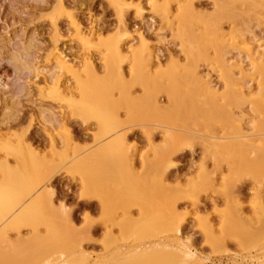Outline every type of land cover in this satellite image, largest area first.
Segmentation results:
<instances>
[{"label": "rangeland", "instance_id": "374dc122", "mask_svg": "<svg viewBox=\"0 0 264 264\" xmlns=\"http://www.w3.org/2000/svg\"><path fill=\"white\" fill-rule=\"evenodd\" d=\"M225 1L0 0V166L12 167L16 158L36 156L57 163L48 182L53 208L44 212L50 213L49 217L62 216L60 229L71 233V229H78L82 233L75 238L78 242L73 240L71 245L88 253L85 264H122L136 257H148L146 261L151 259L148 263L152 264H264V77H258L259 71L253 68L241 80L239 69L230 68L228 72L236 74L232 75V79L236 77L234 83L236 79L241 84L248 80L254 83L251 97L244 98L246 101L235 94L234 98L230 93L231 97L227 95L231 88L227 86V78L225 82L223 72L215 71L220 68L218 59L228 57L234 62L243 56V38L254 37L264 43V0ZM186 22L190 24L187 32ZM112 46L122 50L116 57L110 52ZM59 59L74 69L62 70ZM191 68L210 85L217 86L214 103L211 96L208 99L213 106H208L206 95L200 93ZM169 86L174 87L177 95L172 88L168 92ZM83 87L94 104L105 93L109 94L111 100L105 103L111 104L103 103L108 112L105 117L85 119L75 114L76 105L88 102L83 101L87 96L82 93ZM186 93L195 95L187 98ZM142 95L146 100L138 104ZM174 95L178 96L177 108ZM121 97L130 99L131 104ZM151 100H157L161 108L168 110L151 120L145 111L137 116L131 109V105L135 107L133 102L142 108L150 107ZM229 109L233 115H225ZM129 114L131 117L127 118ZM118 119L130 125L128 130L132 127L130 132L126 131L124 146L117 148V156L99 157L96 152L101 148L103 131L109 122ZM250 121L253 123L249 127ZM150 122L174 130L175 137L169 141L157 127L151 140H147L142 131ZM238 128L253 136V145L249 148L229 145L218 153L212 152L214 156L208 154L202 137L231 138ZM160 148L163 152L157 156ZM76 152L90 153L91 160L93 153L103 163L109 160L115 165H110L115 173H110L113 170L107 165L110 175L107 176L104 165L109 163H104V170L99 166L101 160L93 155L92 165L99 169L92 167L94 173L90 169L89 175L105 181L99 182L101 194H97L95 187L94 193L87 196L86 185L91 184L87 179L93 182V178L88 175L90 179H83L86 174L74 162L63 161L66 154ZM39 166L40 163L24 162L21 172L31 176ZM132 183L141 192L123 200L126 214L120 208L115 218L100 212L102 199L111 202L115 195L134 188ZM140 210H144L142 214ZM128 216L143 219L145 230L130 226L124 231L114 226V220ZM42 224H38L37 232L31 226L9 232L12 241L26 239L28 245L35 247L25 256L7 255V260L35 264L44 258L43 264H51L47 262L48 256H54L59 249L38 248L49 235ZM157 251L159 256L155 254ZM153 253L154 258L149 255Z\"/></svg>", "mask_w": 264, "mask_h": 264}, {"label": "bare ground", "instance_id": "6f19581e", "mask_svg": "<svg viewBox=\"0 0 264 264\" xmlns=\"http://www.w3.org/2000/svg\"><path fill=\"white\" fill-rule=\"evenodd\" d=\"M114 1V0H113ZM217 1V0H216ZM225 1V0H224ZM219 2H221V1H219ZM226 2V1H225ZM228 2V1H227ZM226 4V3H225ZM216 5H217V3H216ZM218 6H220V8H221V3H220V5H219V3H218ZM220 10V9H219ZM187 21H188V19H187ZM187 25H190V24H188L187 22H186V26H184L185 28L187 27ZM183 27V28H184ZM215 30V29H214ZM186 32L187 31H190V30H188V27H187V30H185ZM216 31V30H215ZM214 31V32H215ZM189 33V32H188ZM187 33V34H188ZM190 36H192V32H191V35ZM244 37V36H243ZM247 37V36H246ZM192 38H193V36H192ZM189 39H190V37H189ZM243 39H245L244 41L242 40V43L241 44H243V49H244V51H245V53L243 54V56L242 57H239V58H237L236 60H234V62H231L232 60L231 59H229L228 57L226 58L225 57V59L223 60L222 58H220V59H218V60H221V61H219L218 62V66L220 67V68H218L219 70H215L217 73H221V72H223V74H222V76L224 77V79H225V82H226V78H227V86L228 87H231V88H229L228 89V94L227 95H229L230 96V94L232 95V98H234L233 97V94H235L236 95V97H239V100H241V99H244V98H246L247 99V97L249 98V97H251V86L254 84L253 83V81L252 80H248V81H244V83H242L243 84V86H242V84H241V82H238V79H236L237 81H235V83H238L237 85L238 86H236V84L234 83V80H235V78L234 79H232V77L233 76H235L234 75V71L232 72V73H229L228 71H230V70H232V69H230L232 66H235V67H237L238 69H239V75L238 76H241V80H242V77H244V78H246L245 77V75H246V73L245 72H247V71H250L251 69H253V68H256L258 71H259V75H258V77L260 76L261 78L262 77H264V43H261L262 41H260V39H256V38H254V37H250V38H243ZM192 40V39H191ZM193 41H194V38H193ZM244 42V43H243ZM191 44H192V42H191ZM193 44H194V42H193ZM112 45H114L113 43H112ZM108 47H109V45H108ZM145 50V49H144ZM110 52H112L113 53V55H114V57H116L115 56V54L116 55H118V54H120L121 52H122V50H120V48L119 47H117V46H115V47H111V51ZM145 52V51H144ZM192 53V52H191ZM143 54V53H142ZM199 55V54H198ZM138 57V56H137ZM191 57H192V55H191ZM238 57V56H237ZM224 58V57H223ZM196 60H197V58H195ZM60 61H59V66L62 68V70L63 69H66V70H72V69H74V66L72 65V66H68L67 65V63L65 62V61H62L61 59H59ZM86 60V59H85ZM113 60H115V58L114 59H112V62H113ZM142 60H144V59H142ZM147 60V59H146ZM145 60V61H146ZM86 62H90L89 60L88 61H86ZM147 62V61H146ZM221 62V63H220ZM84 64H86V63H84ZM220 64H221V66H220ZM246 64V66L247 67H244V65ZM89 65V64H88ZM135 66V65H134ZM192 66V65H191ZM190 66V67H191ZM195 66V65H194ZM85 67V66H84ZM145 67V66H144ZM148 67V66H147ZM150 67V66H149ZM135 68V67H134ZM247 68V69H246ZM92 69H94V68H92ZM133 69V68H132ZM148 69V68H147ZM192 70H191V72L193 71V68H191ZM135 70V69H134ZM149 70V69H148ZM187 70V69H186ZM195 70V69H194ZM75 71V70H74ZM90 71V70H89ZM119 71V70H118ZM186 72H189V71H186ZM185 72V73H186ZM195 72V73H194ZM78 73V72H77ZM91 73V72H90ZM190 73V72H189ZM79 74V73H78ZM89 74V73H88ZM132 74H133V72H132ZM229 74V75H228ZM231 74V75H230ZM87 75V74H86ZM135 75L136 74H134V77H135ZM186 75H188V74H186ZM190 75H191V73H190ZM189 75V76H190ZM233 75V76H232ZM94 76V75H93ZM116 76V75H115ZM118 76H120V75H118ZM118 76H117V78H118ZM140 76V75H139ZM138 75H137V77H136V79H138V77H139ZM175 76H177V75H175ZM199 76V74H196V70L195 71H193V74H192V79L193 80H195V83H197V85L198 86H200V88H199V91H200V93L201 94H204V96H205V98H206V100H208V99H210V96L212 97L211 99H213V103H214V99H216L215 97L216 96H214V94H215V91H217L218 92V88H217V86H212V85H210L209 84V82H207L205 79H203L204 77H198ZM230 76V77H229ZM247 76V75H246ZM79 77V76H78ZM187 77V76H186ZM186 77H185V79H186ZM116 78V79H117ZM123 77H122V75H121V79H122ZM189 78V77H188ZM238 78V77H237ZM119 79H120V77H119ZM120 79V80H121ZM180 79H182L181 77H180ZM229 79H230V82L232 81V83H230L229 82ZM257 79V78H256ZM82 80V79H81ZM118 80V79H117ZM177 80H179V79H177ZM177 80H176V82H177ZM241 80H239V81H241ZM89 81V80H88ZM119 81V80H118ZM135 81V80H134ZM133 81V82H134ZM157 81V80H156ZM175 81V80H174ZM183 81V80H182ZM106 82V81H105ZM179 82V81H178ZM187 82H189V81H187ZM93 83V82H92ZM116 83V82H115ZM140 83V82H139ZM175 83V82H174ZM181 83L182 82H180V85H181ZM229 83V84H228ZM97 84V83H96ZM123 85H124V83H122ZM126 84V83H125ZM141 84V83H140ZM200 84V85H199ZM240 84H241V86H240ZM107 85V84H106ZM112 85V84H111ZM145 85V84H144ZM84 86V85H83ZM85 86H86V84H85ZM128 86V85H127ZM234 86H235V88H234ZM98 87V86H97ZM113 87H116V86H113ZM119 87V86H118ZM125 87V86H124ZM237 87V88H236ZM103 88H105V87H102V88H100V89H103ZM108 88V87H107ZM127 88V87H126ZM172 88V92H174L173 94H175V95H177V93H175V90H173V86H169L168 88H166V89H169L168 90V92L170 91V89ZM217 88V89H216ZM259 88V87H258ZM106 89V88H105ZM105 89H104V91H105ZM145 89H147V88H145ZM163 89V88H162ZM165 90V89H164ZM164 90H162V92L164 91ZM177 90V89H176ZM195 90H196V88H195ZM195 90H193L195 93H196V91ZM109 91H111V90H109L108 89V92ZM128 90L126 89V92H127ZM165 91H167V90H165ZM61 92V91H60ZM85 93V95L87 94V98L86 97H84V100L83 101H88L89 103H91L88 99H90L91 97H89L88 95H90L89 93H88V90L85 88V87H83V91H82V93ZM145 92H147V93H149V90H147V91H145ZM172 92H170V93H172ZM178 92V91H177ZM190 92V91H189ZM203 92V93H202ZM216 92V93H217ZM151 93H153V92H151ZM164 93V92H163ZM230 93V94H229ZM92 94V93H91ZM122 94H124L123 93V89H122ZM180 94V93H179ZM181 94H182V92H181ZM181 94L179 95V96H181ZM186 94H188V93H186ZM194 94V93H193ZM193 94H188V95H186L187 96V98L190 96V95H192V96H190V97H192L193 98ZM238 94V95H237ZM82 95H84V94H81V96ZM97 95V94H96ZM95 94H94V96H96ZM103 95H104V93H103ZM102 95V96H103ZM173 96V98H175L176 96ZM195 95V94H194ZM226 95V96H227ZM92 96V95H91ZM122 96V95H121ZM123 96H125L126 97V94H124ZM129 96V95H128ZM146 96H149V95H147L146 94ZM151 96V95H150ZM214 96V97H213ZM228 96V97H229ZM83 97V96H82ZM101 97V96H100ZM145 96H141L140 98H138L137 100H139V99H141L142 98V100L140 101L139 100V102H138V104L139 103H141L142 101H143V99H145L144 98ZM178 97V96H177ZM177 97L175 98V105H176V108L178 107V102L176 101V99H177ZM189 97V98H190ZM209 97V98H208ZM217 97H218V94H217ZM231 97V96H230ZM96 98V97H95ZM110 98V96H109V94L107 93V95H106V93H105V97H103V98H99V100H97L98 102L97 103H93L92 105H90V104H88V102H85V103H87V105H85V104H79V105H76L75 106V110H74V112H75V114L79 117H83V116H85L84 118L86 119V116H88V117H99V115H103V117H105L104 115H107L108 114V112H107V110H106V107L103 105V103H105L106 101H110L111 100V98ZM122 98V100L124 101L125 99L123 98V97H121ZM147 98V97H146ZM192 98H191V100H192ZM231 98V100H233ZM241 98V99H240ZM83 99V98H82ZM86 99V100H85ZM92 99V98H91ZM96 99H98V98H96ZM148 99V98H147ZM210 99V100H211ZM219 99V98H218ZM230 99V98H229ZM246 99H244V100H246ZM93 100V99H92ZM95 100V99H94ZM121 100V101H122ZM130 100V99H129ZM128 99H126L125 100V102L127 103L128 101H129ZM134 100V99H133ZM136 100V101H137ZM146 100V99H145ZM154 100V99H153ZM190 100V99H189ZM205 100V101H206ZM222 100V99H221ZM225 100V99H224ZM235 100H236V98H235ZM120 101V100H119ZM123 101L121 102V104L124 106V104H123ZM148 101V100H147ZM230 101V100H229ZM247 101V100H246ZM81 102V101H80ZM114 102V101H113ZM118 102V101H117ZM132 102V101H131ZM144 102V101H143ZM146 102V101H145ZM151 102H152V104H151ZM151 102H150V107H148L149 105H147V106H144L143 108L142 107H139V105L138 104H136V103H134L133 102V104H135V107H134V105L132 106L131 105V107H133V108H131V109H134V111H135V113L137 114V116L142 112V111H145L147 114H145V115H149V117L151 118V120H152V118H157V116L159 117V115L161 116V115H163V113H164V110H166V108L167 107H164V108H161V106H159L158 104H157V100L154 102V101H152L151 100ZM154 102V103H153ZM189 102V101H188ZM208 102H209V100H208ZM120 103V102H119ZM129 103V102H128ZM148 103V102H147ZM177 103V104H176ZM194 103V102H193ZM207 103V102H206ZM217 103V102H216ZM224 103V102H223ZM225 103H227V102H225ZM231 103V102H230ZM106 104H111V102H107V103H105V105ZM113 104V103H112ZM115 104V103H114ZM129 104H131V103H129ZM171 104V103H170ZM138 105V106H137ZM144 105V104H143ZM142 105V106H143ZM192 105H194V104H192ZM213 106V104H210V102H209V105L208 106ZM219 105V104H218ZM222 105V104H221ZM229 105V104H228ZM72 106H74V105H72ZM129 106V105H128ZM170 106V105H169ZM184 106V105H183ZM223 106V105H222ZM221 106V107H222ZM110 107V106H109ZM107 108V109H111V108ZM146 107V108H145ZM148 107V108H147ZM185 107V106H184ZM187 107V106H186ZM197 108H198V106H196ZM214 107H215V104H214ZM130 108V107H129ZM170 108V107H169ZM172 108H173V105H172ZM176 108L175 109H171L170 108V110H176ZM181 108V107H180ZM195 108V105L193 106V109ZM218 108V107H217ZM185 109V108H184ZM199 109V108H198ZM219 109V108H218ZM222 109H223V107H222ZM226 110H227V108H225ZM127 110V109H126ZM130 110V109H129ZM167 110H168V108H167ZM169 110V111H170ZM196 110V109H195ZM173 111V112H174ZM193 111V110H192ZM145 112H143V113H145ZM167 112V111H166ZM172 112V113H173ZM230 112V113H229ZM126 113H128V112H126ZM132 113V115H133V112H131ZM143 113H141V115L143 114ZM176 113V112H175ZM180 113V112H179ZM191 113V112H190ZM194 112H192L191 114H193ZM197 113V112H196ZM222 113V112H221ZM136 114H134V115H136ZM169 114V113H168ZM198 114V113H197ZM98 115V116H97ZM110 115V114H109ZM130 115V114H129ZM128 115V117L127 118H129V117H131V115L129 116ZM133 115V116H134ZM150 115H152V116H150ZM155 115H157V116H155ZM170 115V114H169ZM187 115V114H186ZM213 115V114H212ZM223 115V114H222ZM225 115H233L232 113H231V110L229 109V111H227L226 113H225ZM76 116V117H77ZM140 116V115H139ZM144 116V115H143ZM154 116V117H153ZM167 116V115H166ZM126 117V116H125ZM144 117H146V116H144ZM148 117V116H147ZM146 117V118H147ZM147 118V119H149L150 120V118ZM163 117V116H162ZM171 117V116H170ZM195 117V116H194ZM229 117V116H228ZM80 118V119H81ZM161 118V117H160ZM200 118V117H199ZM159 119V118H158ZM101 120V119H100ZM118 120H120V119H118ZM124 120V119H123ZM154 120V119H153ZM168 120V119H167ZM87 121V120H86ZM106 121V120H105ZM125 121V120H124ZM113 122V121H112ZM112 122H109V123H111V124H107V126L105 127V129H104V131H103V135H102V139L100 140V142H99V144H102L101 145V148H100V150L99 151H97L96 152V154L97 155H99V157L100 156H104V155H110V156H117V155H119V151H117V148L119 147V146H121V144L123 143V141H124V138H125V136H126V131L128 130V126H130V125H127L126 124V122H121V120L120 121H118V122H115V123H112ZM252 121H250V122H248L247 123V125L249 126V125H252ZM192 124V123H191ZM146 125V124H145ZM201 125V124H200ZM147 127H148V129H147V127H145L146 129L144 130V131H142L143 132V136H145V138L147 139V140H151V136H152V132L153 131H156L155 130V128H157V127H160L162 130V132L161 133H163L164 132V137L166 138V139H168L169 141L173 138V137H175V135H174V133L172 132V131H174V130H172V129H170V128H168V127H165V126H160V125H157V124H154V123H149V124H147L146 125ZM250 127V126H249ZM132 129V127L131 128H129V130H131ZM128 130V131H129ZM179 131V130H178ZM188 131V130H187ZM130 132V131H129ZM246 132L247 131H245L244 129H242V128H238L237 129V131H236V136H234V137H231V138H218V137H216V136H214V135H209V136H207V137H202L203 138V140H202V143H203V145H205L204 147H205V150L208 152V154H210L211 156H214L213 155V153H214V151H216L217 153H218V150H220V149H222L223 147L224 148H226V147H230V146H232V147H234V148H237V147H235V146H241L242 148H244L245 146H247L246 148H249L250 147V145H253V142H252V137L253 136H251V135H248V134H246ZM154 133V132H153ZM177 133V132H176ZM191 133V132H190ZM177 134H179V133H177ZM195 135V134H194ZM99 136V135H98ZM179 136V135H178ZM183 137V136H182ZM150 138V139H149ZM98 139V137L96 138V140ZM165 139V140H166ZM229 140V141H228ZM2 142V141H1ZM10 142V141H9ZM4 143V142H3ZM7 143V142H6ZM170 144H172V142H169ZM8 144V143H7ZM168 144V143H167ZM166 144V145H167ZM10 145V144H9ZM8 145V146H9ZM12 145V144H11ZM123 145V144H122ZM230 145V146H229ZM234 145V146H233ZM13 146V145H12ZM124 146V145H123ZM123 146H121V147H123ZM169 146V145H168ZM226 146V147H225ZM14 147V146H13ZM159 147H161L160 145H159ZM163 147V146H162ZM164 147H165V145H164ZM163 147V149H165ZM253 147V146H252ZM0 148H2V147H0ZM8 148V150H12V149H10V147H7ZM170 148H171V145H170ZM170 148H168V150L170 149ZM207 148V149H206ZM126 150V149H125ZM167 150V149H166ZM167 150V151H168ZM251 150V149H250ZM6 151V150H5ZM96 151V150H95ZM95 151H93V153L95 152ZM165 151V150H164ZM166 151V152H167ZM90 152H92V151H90ZM154 152H156V151H154ZM163 151H162V149L160 148V152L158 151V152H156L157 154V156L159 155V154H161ZM213 152V153H212ZM220 152V151H219ZM92 153V160H93V157L96 155H94ZM159 153V154H158ZM249 153H251V152H249ZM18 154V153H17ZM165 154V153H164ZM88 155V153L85 155L84 153H78V152H76L75 154H73V155H70V154H66L65 155V157H64V159H63V161L64 162H66L67 164L69 163V164H71V163H73L74 162V164H75V166H77L78 168H80L81 169V171H82V174L83 173H85L86 175H85V177L83 178V179H86V178H89L90 179V177L89 176H91V174L93 175V173H94V170L93 169H95L96 170V168H98L99 166L100 167H103L104 168V170H106L105 168L106 167H104V166H109L110 167V169L111 170H113V168H111L112 166H114L115 167V165H112V164H110L109 163V160L107 161V163H109V164H106V165H104V163H106V161L103 163V161L98 157V159H100L101 160V163L100 164H102V165H100L99 163H97V161L96 160H94V162L96 163V164H99V166L98 167H96V165L94 166V165H92V164H94V163H92V160L90 159L91 157L89 156V155H91L90 153H89V155ZM94 155V156H93ZM250 154H248V156H249ZM127 156V155H126ZM160 156V155H159ZM246 156H247V154H246ZM97 156H95V159H97L96 158ZM15 158V157H14ZM105 158V157H104ZM124 159L126 158V157H123ZM157 158V157H156ZM212 158V157H211ZM256 158H257V156H256ZM62 159V158H61ZM97 159V160H98ZM236 159V158H235ZM104 160V159H103ZM119 160V159H118ZM123 160V159H122ZM157 160H158V158H157ZM233 160V159H232ZM125 161V160H124ZM26 163L27 165H34V164H36V163H40V166L37 168V172L36 173H34V174H32L31 176H28L26 173H23V172H21V169H22V164L23 163ZM54 162V161H53ZM52 161H49L48 159L46 160V158H45V156L44 157H42V156H36V158H26L25 160H22V159H20V158H16V160H15V164H14V166H12V167H9V166H6V165H4V164H1V166H0V168H1V170H0V264H18V263H13V262H10L9 260H7V255H11V256H18V257H20V256H25V255H28L27 253H29V250L30 251H32L31 249L32 248H34L35 246L33 245V247H31V243L28 245V243H27V240L26 239H23V240H18V241H12L11 239H10V236H9V232H11V231H13V230H16V231H19L23 226H31V227H33V231H35V232H37V226H38V224H41V223H43V224H45L44 226L45 227H47V231H48V233H49V235H48V238L47 239H44V240H42L41 242H40V247H38V248H44V247H46V248H50L51 246L53 247V246H55L56 248L58 247V249L61 251V252H58L59 250H57L56 249V253H55V255L54 256H56V257H54L52 254H50V255H52V256H48V258L50 259H48L47 260V262L48 263H50L51 262V264H81V263H83V264H85L86 262L88 263V258L87 257H89L87 254V252H85L83 249H79L77 246H74V244H72L71 245V243L73 242L74 243V241H75V243H76V239L75 238H78L77 236L80 234H82L81 232H79L78 231V229L75 231L74 229L72 230L71 229V231H72V233L71 232H69V230L67 231L66 229L64 230V229H60L59 227H58V225L60 224V220L62 219V216H55L54 214V218L52 217V216H50V217H52V219H53V221H50V217H49V215H50V213H49V215H48V213L47 212H44V210L45 211H48L47 209H52L53 208V204H52V202H51V200H50V193H49V191H50V187L48 186V182L50 181V179L52 178V172L54 171L53 169H54V166L57 164V163H53ZM100 162V161H99ZM122 162V161H121ZM229 162V161H228ZM233 162H236V161H233ZM239 162V161H238ZM7 163V162H6ZM232 163V161L230 162V164ZM74 164H73V166H74ZM117 164H119V163H117ZM124 164V163H123ZM229 164V165H230ZM92 165V166H91ZM104 165V166H103ZM110 165H112V166H110ZM238 165H241V161H240V163L238 164ZM107 166V172H105L106 174H107V176H110V175H108L109 174V172L111 173V172H114L115 173V171L113 170V171H109V167ZM57 167V166H56ZM92 167H95V168H93L92 169ZM231 167V166H230ZM230 167H229V169H230ZM235 168V167H234ZM234 168H232V169H234ZM90 169H92L91 170V174L89 175V172H90ZM99 169V168H98ZM231 169V170H232ZM239 169V168H238ZM237 169V170H238ZM101 170V174L103 173L102 172V168L100 169ZM103 170V171H104ZM150 170V169H149ZM24 171V170H23ZM58 170L57 169H55V172H57ZM109 171V172H108ZM240 171V170H239ZM93 172V173H92ZM97 173V172H96ZM238 173V171L236 172V175H238L237 174ZM106 174H103V175H106ZM122 174V173H121ZM84 175V174H83ZM89 175V176H88ZM211 175V174H210ZM82 176V175H81ZM88 176V177H87ZM231 176V175H230ZM92 178H93V176H91ZM94 177H96V176H94ZM114 177H115V175H114ZM118 177V176H117ZM116 177V178H117ZM209 177V176H208ZM239 177V176H238ZM91 178V179H92ZM97 178V177H96ZM96 178H93V180L95 181V183L94 184H92L93 182H91L90 180H88L87 179V181L88 182H90V183H88L87 181H86V184H90V186L88 185H86V189H85V192L87 193V196H91V194H93L94 193V191H93V189L95 188V189H97V194L98 193H100L101 194V190H103L102 189V185L101 184H99V182L100 183H104L102 180H100L101 178H99V180H96ZM113 178V177H112ZM28 179H34V181L33 182H28ZM118 179V178H117ZM120 179V178H119ZM118 179V180H119ZM118 180H116V181H118ZM98 182V184H97V186H98V188H97V186H96V183ZM130 181H132L131 180V178H130ZM83 182H84V180H83ZM137 182V181H136ZM83 184V183H82ZM130 184V183H129ZM129 184H126V185H129ZM137 184V183H136ZM99 185H101L100 187H101V190H100V188H99ZM132 185H133V183H132ZM136 186H138V185H136ZM136 186H134L133 185V187L134 188H131V187H129V188H131L130 190L127 188V190H125V191H127L126 193H122L121 195H119V196H116L115 195V198H113L112 199V201L111 202H107L106 203V201L104 202L103 200L104 199H102L101 201H100V206H99V209H100V212L102 213V214H110V215H112L114 218H115V216L116 215H118V212L116 211L118 208H120L121 209V211L122 212H124L125 214L127 213V206H125V205H122L123 203H124V201L123 200H127L128 198H131L132 196H135L136 195V192L137 191H140L141 192V190H139V187L138 188H136ZM84 187H85V185H84ZM124 187H125V185H124ZM143 187V186H142ZM212 187V186H211ZM88 188V189H87ZM98 189L100 190V191H98ZM123 189V188H122ZM96 191V190H95ZM122 191V190H121ZM124 191V192H125ZM104 192H106V191H104ZM107 193V192H106ZM121 193V192H120ZM139 193V192H138ZM96 193L94 194L95 196L97 195ZM102 194H104V193H102ZM119 194V193H118ZM86 196V195H85ZM98 196V195H97ZM131 196V197H130ZM99 197L101 198L102 197V195H99ZM133 198V197H132ZM91 199V198H90ZM99 200V199H98ZM130 200V199H129ZM47 206V207H46ZM51 207V208H50ZM145 209V208H144ZM175 209V208H174ZM49 210V211H50ZM142 210V209H141ZM141 210H140V212H141ZM42 211L44 212V214H46L47 216H44V214L42 213ZM52 211V210H51ZM120 211V210H119ZM144 211V210H143ZM142 211V212H143ZM40 212H41V214H42V216L40 215ZM142 212H141V214H142ZM176 212V211H175ZM52 213V212H51ZM56 214V213H55ZM59 218V219H58ZM61 218V219H60ZM143 218V217H142ZM141 218V219H142ZM51 219V220H52ZM118 221V220H117ZM115 222V220H114V226L115 225H118V227L120 226V228H122L121 230H124V229H126L127 227H132V226H135V228H137V229H140V230H142V231H144L145 230V221H143V219L142 220H140V219H138V220H136V219H134L133 220V218H129V216L128 217H125V218H123V219H121L120 221H118V222ZM51 222H53V223H51ZM147 222V221H146ZM177 223V222H176ZM42 224V225H43ZM86 231V230H85ZM124 231H126V230H124ZM36 238V237H35ZM37 240V239H36ZM74 240V241H73ZM114 240V239H113ZM78 242V241H77ZM115 242V241H114ZM33 244V243H32ZM5 248H7V249H5ZM79 250H78V249ZM8 249H9V251H8ZM2 250H6L7 252L6 253H1V251ZM34 250V249H33ZM35 250H37V248H35ZM44 250H46L45 248H44ZM43 250V251H44ZM38 251V250H37ZM156 251V250H155ZM36 252V251H35ZM40 252H42L41 251V249H40ZM151 252H153V251H151ZM162 252V251H161ZM160 252V253H161ZM37 253V252H36ZM155 253V252H154ZM149 254L152 258H154V257H156V255L155 254H157V253H159L158 251L155 253V254ZM163 253H165V252H163ZM57 254V255H56ZM153 255H155L154 257H153ZM158 256H159V254H157ZM31 256V255H30ZM57 256H59L60 257V259H61V261H60V259H59V257H57ZM150 256H149V258H150ZM170 256V255H169ZM9 257V256H8ZM16 257H14L15 259H16ZM17 257V258H18ZM46 257V256H45ZM140 257H142V256H140ZM139 257V258H140ZM145 257V256H144ZM28 258V257H27ZM57 258V259H56ZM137 259L135 260H133V261H127V260H125V262L124 263H122V264H150V263H148V261H151V259L150 260H148V261H146L147 259H148V257H145V259L143 258H141V259H138V257H136ZM147 258V259H146ZM172 258V257H171ZM181 258V257H180ZM187 258H188V256H187ZM10 259V258H9ZM59 259V260H58ZM155 259H157V258H155ZM27 260H29V259H27ZM12 261H13V259H12ZM43 261H44V258L42 259V261H39V260H37V262L35 263V264H43ZM152 261H154V260H152ZM162 261V260H161ZM155 262V261H154ZM157 262V261H156ZM161 263V262H160ZM152 264V263H151Z\"/></svg>", "mask_w": 264, "mask_h": 264}, {"label": "built area", "instance_id": "2783aa9c", "mask_svg": "<svg viewBox=\"0 0 264 264\" xmlns=\"http://www.w3.org/2000/svg\"><path fill=\"white\" fill-rule=\"evenodd\" d=\"M209 264H216V263H209Z\"/></svg>", "mask_w": 264, "mask_h": 264}]
</instances>
